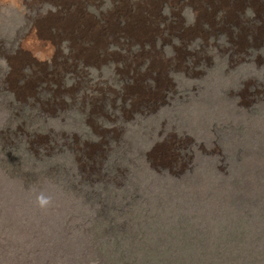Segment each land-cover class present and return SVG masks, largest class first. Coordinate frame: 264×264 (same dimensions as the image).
Returning a JSON list of instances; mask_svg holds the SVG:
<instances>
[{
	"label": "rangeland",
	"instance_id": "1",
	"mask_svg": "<svg viewBox=\"0 0 264 264\" xmlns=\"http://www.w3.org/2000/svg\"><path fill=\"white\" fill-rule=\"evenodd\" d=\"M132 262L264 264V0H0V264Z\"/></svg>",
	"mask_w": 264,
	"mask_h": 264
},
{
	"label": "trees",
	"instance_id": "2",
	"mask_svg": "<svg viewBox=\"0 0 264 264\" xmlns=\"http://www.w3.org/2000/svg\"><path fill=\"white\" fill-rule=\"evenodd\" d=\"M247 223H248V222H247ZM245 226H246V222H245V220H244V222H243V227H245ZM247 228H249L248 224H247ZM201 255H202V254H201ZM206 255H207V254H206ZM206 255H205V254L202 255V259H203L204 257H206ZM167 256H169V254H168V252H165V254H164V253H161V254L157 255L156 258H158V259H164V258H166ZM207 256H208V255H207ZM131 264H133V262H132ZM150 264H152V262H151Z\"/></svg>",
	"mask_w": 264,
	"mask_h": 264
},
{
	"label": "clouds",
	"instance_id": "3",
	"mask_svg": "<svg viewBox=\"0 0 264 264\" xmlns=\"http://www.w3.org/2000/svg\"><path fill=\"white\" fill-rule=\"evenodd\" d=\"M40 203H41V205L43 206V205H45V204H47L48 203V201H47V199H41V201H40Z\"/></svg>",
	"mask_w": 264,
	"mask_h": 264
}]
</instances>
